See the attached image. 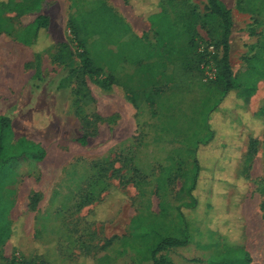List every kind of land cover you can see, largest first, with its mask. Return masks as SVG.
Segmentation results:
<instances>
[{
    "label": "rangeland",
    "instance_id": "rangeland-1",
    "mask_svg": "<svg viewBox=\"0 0 264 264\" xmlns=\"http://www.w3.org/2000/svg\"><path fill=\"white\" fill-rule=\"evenodd\" d=\"M39 1L38 10L14 12L2 10L7 0H0V113H10L16 135L38 143L48 155L38 161L20 159L0 172V190L11 186L13 176H16L22 178L24 191L31 192L29 199L24 197L19 209L12 213V222L8 220V212L13 204L8 196H0V264H14L17 257L22 264H148V252L166 237L185 239L186 244L175 250H166L157 261L160 264H212L232 243L245 247L252 257V264H264V115L256 116L264 111V75L258 74L257 91L246 106V112L240 115L241 120L236 122L243 148L239 161L247 154L251 139L256 137L259 140L253 162L248 165V170L243 171L241 162L235 170H230L228 160L232 166L235 155L230 157L224 149L228 144L225 138L218 141L216 146H220L222 152L213 160V173L202 180L196 191L197 207L183 209L186 225L177 207L189 201L184 189L192 182L193 157L184 148L183 137L163 130L157 101L143 105L137 114L133 109V141L118 148L117 158L109 151L116 144L111 145V134L124 139L125 134L130 133L131 112L115 96L124 90L129 94L130 91L144 92L151 96L153 91L159 94L165 89H174L178 95L182 125L196 124L195 131L185 133V137L203 141L210 136L202 131L203 125L207 123L211 108L221 100L223 85L219 81L205 82L204 66L208 63L218 69L217 61L222 56V28L219 20L208 11L207 0H175L173 6L167 0ZM221 1L231 10L232 16V73L242 78L247 59L259 51L257 46L264 35V25H259L264 19V0ZM161 2L172 20L184 29L181 38L170 45L158 38L155 27L146 16ZM94 9L97 12L89 17L108 16L103 12L108 11L117 15L128 30H123V26H113L105 31L99 28L93 37L87 38L88 52L101 73L96 76L87 74L84 78L87 90L99 103L84 109L81 100H71V95L82 91L77 75L83 69V50L78 46L70 22ZM38 14L52 19V29H48L39 45L32 48L21 39L23 29L32 24ZM110 17L109 14V20ZM135 38L142 44L135 45ZM60 43H67L72 52L71 59L62 64L54 60ZM51 46L50 53L43 51ZM169 46L183 50L185 54L196 53L197 61L202 57L203 61L199 63L187 56L172 55ZM252 46L255 48L251 49ZM208 47H214V50L210 52ZM36 49L42 52L38 63H35ZM136 50L140 51L138 59ZM159 57L163 60L157 64L155 61ZM151 59L155 77L145 68ZM138 61H142L141 65ZM180 62L185 70L190 71V78L197 75L200 78L177 85L173 81L174 66ZM165 65H170L168 73H165ZM111 72L116 73L118 84L106 87L103 81ZM189 91L195 101L187 112L182 96ZM232 94L234 96L227 101L224 110L215 116V122L230 125L236 108L234 100H237L236 92ZM96 108L103 117L115 113L120 119V113L124 116L122 121L118 118L116 127L111 129L114 117L112 122H103ZM96 122L101 125L100 136L89 140L87 145L80 144L78 139L83 126L92 131ZM208 156L212 154L209 152ZM174 157L176 163L172 166L170 159ZM104 167L107 171L101 179L99 173ZM113 169L118 171L113 172ZM111 171L116 174L111 175ZM174 171L181 173L179 178L169 185L170 188H163L158 196L167 204L166 210L158 209L157 197L153 200L154 210H151L152 204L147 205L144 193L148 179L157 177V173H169L173 177ZM229 176L235 185L220 182V177ZM153 183L159 185L157 180ZM93 187L96 190L90 197L88 194ZM103 187L105 189L101 190ZM62 188L69 191L56 196L55 206L50 207L44 201L37 209L43 195L37 201L33 200L35 190L50 192ZM127 199V216L123 218L125 227L119 222L115 225L114 221ZM95 208L96 212L92 210ZM46 210L50 214L47 219ZM57 210L61 218H56ZM14 222L17 225L15 231L19 233L15 242L8 235ZM58 231L63 234L62 243L47 242L48 235L50 237ZM38 238L43 239V243H38Z\"/></svg>",
    "mask_w": 264,
    "mask_h": 264
},
{
    "label": "trees",
    "instance_id": "trees-1",
    "mask_svg": "<svg viewBox=\"0 0 264 264\" xmlns=\"http://www.w3.org/2000/svg\"><path fill=\"white\" fill-rule=\"evenodd\" d=\"M164 1V0H163ZM41 1L39 0H7L4 2V11H14V12H27V11H34L39 7ZM166 2V0H165ZM167 2L173 6L176 1L175 0H167ZM207 8L210 14L217 18L221 23L222 28V56L218 59V77L216 81H219L223 85V96L221 100L211 108L208 118H207V125L205 126L206 130L209 131L210 136L197 143L195 150L189 151L188 154L193 157L194 163V172L192 175V182L191 184L184 189V192L189 197V201L186 203L180 204L177 209L181 219L183 220L184 224L186 225V216L183 212L184 210L195 209L198 205V199L196 197V191L199 188L203 179H206L212 172V165L214 163V159L218 158L219 154L222 152L220 146H216V143L221 139L227 141L228 144L225 145L224 149L228 151V155L233 158L232 166L230 165V161L228 160L230 170H235L238 162H241L243 166V171L248 170V165L253 162L254 156L258 151L259 140L258 138L254 137L251 139L247 154L243 156L244 158H238L241 153L242 149V140L239 137V133L236 129V122H239L240 115L246 112V106L250 102L252 96L257 91V84H258V74L261 73L264 75V35H262V39L260 44L257 46L259 47V51L252 55L246 61V66L242 72V78H237L232 73V68L230 64V34L232 29V16L231 10L227 8V6L221 0H207ZM264 8V1L262 4ZM106 8V7H105ZM107 10V8L105 9ZM109 10V9H108ZM94 12H97L95 9L90 12H84L79 16V19L71 20V25L73 26L72 31L74 33L75 39L78 43L80 49L83 50V58L82 62V70L77 75L78 85L79 88L82 89L77 95V99L85 105L89 106L93 104V99L90 96V91L87 90L86 83L84 78L87 74H92L94 76L99 75L101 73L100 68L97 66L96 62L94 61V57L88 52L89 45H88V37H93L96 34L97 29L101 28V30L112 29L113 26L122 27L123 30L127 31L128 27L124 24L122 20L117 15H112L108 11H103L108 16L110 14V19L106 15H100L97 18H91L89 16L93 15ZM192 14V13H191ZM147 19L155 27V33L158 38L162 41L170 45L175 41H178L181 36L184 34V29L180 27L179 24L175 23L170 14L168 13L164 3H159V6L156 9H153L147 12ZM188 20H191L189 17ZM99 22V23H96ZM50 18L45 15L38 16L32 24L25 27L23 29V38L21 42L29 47L36 48L39 45L40 39L46 35V31L49 28ZM99 25V26H97ZM259 25H264L263 21L259 22ZM105 28V29H104ZM179 28V31H178ZM186 31V27H185ZM135 45L142 44L140 39L135 38L134 41ZM59 51L54 56V60L57 63H66L72 57V52L70 51L69 45L67 43H60L59 44ZM255 46H252L251 49H254ZM52 46L45 48L43 51L46 53H50L52 51ZM169 53L171 52L172 55H178L181 57H188L194 62H201L203 61V57L198 59L197 61V54L188 52L184 53L183 50H178L174 46H169ZM35 63H38L41 59L42 52H38V49L35 51ZM139 52L136 50L135 55L137 56L136 59L139 58ZM195 54V55H194ZM163 58L159 57L156 58V63L162 62ZM152 61L146 62L145 68L148 69L152 76L155 77L156 75L152 71ZM140 64L142 61H138ZM154 62V61H153ZM141 65V64H140ZM170 65H165V73H168ZM174 73L175 76L173 77V81L176 82L177 85H185L190 80L199 79V75L194 78H190L189 75L191 74L190 71H187L182 66L181 62L177 63L174 66ZM243 79V80H242ZM242 80V81H241ZM216 81L212 82L215 83ZM106 87L111 86L112 84H118L116 80V73L111 72L107 78L103 81ZM152 95L149 97L147 93L138 92L130 94L132 95L131 99L133 103L138 108V110L148 103L154 104L158 100L161 93H157V91H153ZM236 92L237 100H234L236 104L235 111L233 114V118L230 121V125H222L219 121H214V118L217 114H220L224 110V106L227 105V101L230 100L232 94ZM264 115V111H261L258 116L259 118ZM256 118V117H254ZM264 125V123H263ZM164 126V131L169 130ZM226 128V129H225ZM224 132H227L224 133ZM211 150V151H210ZM209 152L212 156H208ZM46 156V152L43 148L39 145L27 140L26 138H21L15 143L13 142V131L11 129V121L6 118L0 116V172L5 170V167L13 162H17L20 159H35V160H42ZM218 156V157H216ZM240 157V156H239ZM211 159V160H209ZM234 164V165H233ZM107 168L104 167L100 174V178L105 176V172ZM225 169V168H224ZM226 169L229 171L228 167ZM118 170L113 169V172H117ZM213 173V172H212ZM113 174V173H112ZM114 173L113 175H115ZM168 176H171L169 174ZM227 179L229 183H225ZM220 182L224 185H235L234 179L229 176L228 178L220 177ZM175 181V180H174ZM174 181L170 179L162 178L159 180V189L164 190L163 188H170ZM103 187L101 190H104ZM183 189V187L181 188ZM95 188H90V193L88 196L92 197L91 193L95 192ZM166 196V195H165ZM35 198V199H34ZM39 198L38 195L33 197V200L37 201ZM89 199V198H87ZM167 204L163 200L161 203L162 211L166 210ZM184 209V210H183ZM9 235V234H8ZM186 240L183 241L178 238H162L161 241L154 247L153 255L155 256L159 252L166 251L168 248L171 247H182L185 246ZM162 258V257H160ZM156 264H160L157 262ZM212 264H252V257L248 251H246L245 247L241 244L232 243L230 246L228 245V250L219 256L212 262Z\"/></svg>",
    "mask_w": 264,
    "mask_h": 264
},
{
    "label": "crops",
    "instance_id": "crops-1",
    "mask_svg": "<svg viewBox=\"0 0 264 264\" xmlns=\"http://www.w3.org/2000/svg\"><path fill=\"white\" fill-rule=\"evenodd\" d=\"M38 9H39V7L37 9H35V10H38ZM40 15H44V14H38V16H40ZM67 19L69 21V16H68ZM52 23H53V21H52V19H50V24H49V28H48L49 30L52 29ZM115 85L116 84H112L110 87H114ZM108 94H110V93H108ZM90 96L92 97V99H93L94 102H93V104H91L89 106H85L82 103L83 106H84L83 107L84 109H88L89 107L97 106V104H99L97 102V100H96L97 98L94 97L93 93L90 92ZM115 96H118V99L121 100V104H124L125 107L131 112L130 119H129V122H130L129 123V127H130V133H129V135H128V133H126L124 139H121L119 137V135H112V134L110 135L111 141H112V144L111 145H113L114 143H116V144L113 145V146H111L110 149H109V151H111V154H114V157L117 158L116 157V153L118 151V148L127 145L128 144V141H130V142L133 141V125H132V122H133L132 121L133 120V109L136 111V114H137L138 113V108L133 103V100L131 99V96H130V94L127 91L124 90V92L122 94H120V95L115 94ZM75 98H78L77 95H71V100H74ZM182 99L184 100V107H185V109H187V112H188L191 104L195 101V97L193 95H191L190 94V91H189V92H187V93L185 92L183 94ZM157 107H158L159 116H160L161 120L163 121V123L165 124V126L167 127V129L169 130V132L171 133V135L177 136V137H183L184 138V139H182V141H183L184 148L188 149L187 153L189 151L195 150V148L197 146V143L199 142L198 140H200V139L197 140V139H191V138L185 137L186 136L185 133H188L190 131H195L194 129H195L196 124H194L193 126H192V124H190V125H188V124L182 125V122L183 121L181 122V118L179 117L178 95H177V92L174 89H172V88L171 89H165V91L160 94V96H159V98L157 100ZM115 112H117V111H115ZM96 113H97L98 116L101 117V119H102L103 122H108V123L109 122H112V119L114 117V122L112 123L113 125L111 124V129H113L114 126L116 127V123L115 122L120 119L119 118L120 115L118 113L112 114L109 117H103L102 114H100V112L97 111V108H96ZM120 114H121L120 121H122V118H123L124 115L122 113H120ZM0 116L6 117V118H8L11 121V129L13 131V142L15 143L16 141H18L19 139H21L22 137H18L16 135V131L14 129V123H13V119L11 117V114L10 113H0ZM126 121L128 123V118L126 119ZM189 121H187V122L189 123ZM98 124H99V122L98 123L96 122V126L93 128L92 131L87 126L86 127H84L85 125L83 126L82 135L78 139V141H79L80 144L87 145V143L89 142V140L94 139V138H97L98 136H100V133H101L100 126L101 125L100 124L98 125ZM205 124H206V122H205ZM205 126L206 125H203V128L204 129L202 131L207 134L209 131L206 130ZM196 131H198V129ZM111 132H113V130ZM206 136L207 135H205V138H206ZM31 142H33V141H31ZM33 143H35V144L38 145V143H36V142H33ZM40 147L43 148L42 146H40ZM175 150H176L175 147H173L172 148V151L175 152ZM242 150H243V148L241 149V151ZM45 152H46V150H45ZM47 156L48 155L46 153L45 158ZM174 156H175V153H174ZM125 160H126V158H125ZM170 160H172L171 161L172 162V166H174L175 163H176V157H174L173 159H170ZM13 163H15V162H13ZM104 163H106V162H104ZM180 174L181 173L179 171H174L173 177H172V176H168L169 173H164L163 175H161L160 173H157V177L153 176L152 178H149L148 179V183H147L148 185L146 186L147 189H146V191L144 193L147 196V200H146V201H148L147 202V205L149 206V205L152 204L151 210L152 209L154 210V206L155 205L153 203V200L156 199V197L159 200L158 203L156 204V206L158 207V209H160V211H162V209H161V203L163 202L158 197L159 195H161V191L162 190L159 189L158 184L156 185L155 183H153V181L154 180L155 181L157 180L159 182V180L162 179V178H165V179L168 178L171 181H174V180H176V178H179ZM111 175H112V171H111ZM21 181H22V178L13 176V184L11 186H9L8 188L5 187V188H3V189L0 190V196H2V195L3 196L4 195L8 196L9 197L8 200H10V203L13 204L11 211L8 212V220L9 221L12 220L11 219V217H13L12 216V213L15 212L17 209H19V205H20L22 199L24 197H27V199H29L28 197L31 194V192H29L27 194V192L24 191L23 183ZM131 182H133L132 179H131ZM146 187H144V190H145ZM58 190L59 189H56V190L53 189L50 192H42V191L35 190V192H36L35 195H38V193L40 194L38 196L43 195L42 198H41L42 201L39 202V204L37 206V209H39V206L44 201H46L50 207L55 206V202H56L55 201V198H56V196H60V193L61 192H62L61 194H63V192H65V194H66L69 191V190L68 191H65V188H62L59 191ZM72 192L74 193V195H77L78 194V192H76L74 189L72 190ZM35 195H34V197H35ZM129 197H130V195H129ZM132 198L133 197H131V199ZM127 206H128V199L126 200L125 204L122 205V208H121L120 212L118 213V215H117V217H116V219L114 221V224L115 225H116V223L119 222V223H121L125 227V224H123V222H124L123 221V218H125L127 216V213H126L127 210H128V209H126ZM148 209H149V207H148ZM92 210H95V212L97 211L96 208L95 209H92ZM45 212H47L46 213V216H47L46 219H47L48 217H50V216H48L50 214L48 213L47 210ZM57 212H58V210H57ZM61 217H62L61 216V213L58 212V216L56 218H61ZM63 217H64V215H63ZM15 222H14L12 231L9 233V236L12 237L13 239L17 236V233H18V232L16 233V231H15L16 226H17L15 224ZM64 223H63V225H64ZM132 223H133V219L129 223V228L130 229L132 228ZM11 227H12V223H11ZM54 227L56 228V226H54ZM69 227H72V225L70 224ZM49 228H50V226H49ZM61 233L62 232L58 231V233L56 232L55 234H53L50 237L48 235V237H47L48 239L46 238L47 242H51L53 244H56V243H60V241H61V243H62L63 234H61ZM64 236L66 238V235H64ZM124 238L126 239L127 237H123V239ZM46 240H44V241H46ZM15 241H18V240H15L14 239V242ZM122 242H124V241H122ZM38 243H43V239L38 238ZM113 245H116V244L114 243ZM178 248H180V247H171V248H168L167 250H169V249H171V250L174 249L175 250V249H178ZM153 249L148 252L149 258L147 256V260H146L148 264H156L155 263L156 260H158L165 253V251H162V252H159L158 254H156L154 256L153 255Z\"/></svg>",
    "mask_w": 264,
    "mask_h": 264
},
{
    "label": "built area",
    "instance_id": "built-area-1",
    "mask_svg": "<svg viewBox=\"0 0 264 264\" xmlns=\"http://www.w3.org/2000/svg\"><path fill=\"white\" fill-rule=\"evenodd\" d=\"M213 50L214 47H208V51L212 52ZM201 51L204 52V49H201ZM204 68H205L204 81L210 83L216 81L218 77V69L211 67V65L208 63L206 64V66H204ZM14 264H22L20 257L14 259Z\"/></svg>",
    "mask_w": 264,
    "mask_h": 264
}]
</instances>
